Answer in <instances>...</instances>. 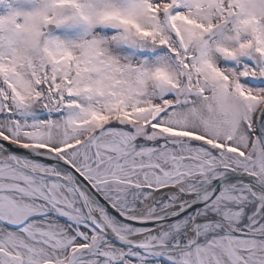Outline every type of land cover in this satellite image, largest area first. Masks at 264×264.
I'll list each match as a JSON object with an SVG mask.
<instances>
[{"label": "snow or ice", "instance_id": "6c2138e0", "mask_svg": "<svg viewBox=\"0 0 264 264\" xmlns=\"http://www.w3.org/2000/svg\"><path fill=\"white\" fill-rule=\"evenodd\" d=\"M0 264H264V0H0Z\"/></svg>", "mask_w": 264, "mask_h": 264}]
</instances>
